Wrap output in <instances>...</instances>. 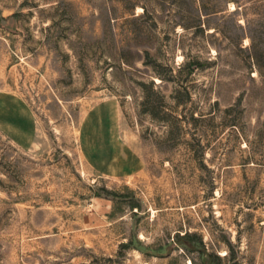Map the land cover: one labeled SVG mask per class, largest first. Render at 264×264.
Masks as SVG:
<instances>
[{"label":"rangeland","instance_id":"obj_1","mask_svg":"<svg viewBox=\"0 0 264 264\" xmlns=\"http://www.w3.org/2000/svg\"><path fill=\"white\" fill-rule=\"evenodd\" d=\"M14 98L0 264H264V0H0Z\"/></svg>","mask_w":264,"mask_h":264},{"label":"crops","instance_id":"obj_2","mask_svg":"<svg viewBox=\"0 0 264 264\" xmlns=\"http://www.w3.org/2000/svg\"><path fill=\"white\" fill-rule=\"evenodd\" d=\"M31 114L19 99L3 102L0 105V125L8 130L16 139L29 143L33 136ZM36 122L34 119V134Z\"/></svg>","mask_w":264,"mask_h":264},{"label":"trees","instance_id":"obj_3","mask_svg":"<svg viewBox=\"0 0 264 264\" xmlns=\"http://www.w3.org/2000/svg\"><path fill=\"white\" fill-rule=\"evenodd\" d=\"M152 84H153V86H155L154 85V82H152ZM142 91H143V93H144V95H145V97H146V100L143 102V104L144 105H147V103H148V100H147V91H148V88H150V87H148V85L147 84H145V83H143L142 82ZM159 93H160V91H159ZM158 94V93H157Z\"/></svg>","mask_w":264,"mask_h":264}]
</instances>
